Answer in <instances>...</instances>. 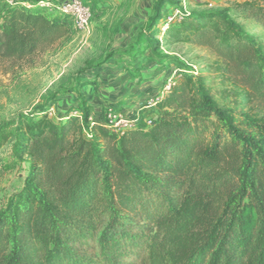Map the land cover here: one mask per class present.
Segmentation results:
<instances>
[{"label": "trees", "instance_id": "1", "mask_svg": "<svg viewBox=\"0 0 264 264\" xmlns=\"http://www.w3.org/2000/svg\"><path fill=\"white\" fill-rule=\"evenodd\" d=\"M244 12L264 29V0ZM164 22V41L214 55L222 103L175 63L152 115L122 132L84 102L58 122L48 107L0 121V154L15 142L30 161L0 211V264H264V44L229 10ZM76 34L64 12L0 1V60Z\"/></svg>", "mask_w": 264, "mask_h": 264}, {"label": "rangeland", "instance_id": "2", "mask_svg": "<svg viewBox=\"0 0 264 264\" xmlns=\"http://www.w3.org/2000/svg\"><path fill=\"white\" fill-rule=\"evenodd\" d=\"M0 1L25 6L50 2L57 13L70 0ZM78 1L88 10L89 20L80 28L72 18L77 34L71 40L20 62L0 60V121H13L20 114L48 107L58 122L84 102L91 107V120L112 109L129 122L140 123L150 116L147 106L161 93L163 84L169 85L176 76L175 63L207 77L221 104L218 92L229 86L214 69V55L195 45L164 41L155 35L159 20L175 24L183 14L229 10L256 42L264 44V29L244 12L246 4L262 0ZM136 112L141 114L136 116ZM0 171L4 174L1 211L22 190L30 173V161L18 154L15 142L0 154Z\"/></svg>", "mask_w": 264, "mask_h": 264}, {"label": "built area", "instance_id": "3", "mask_svg": "<svg viewBox=\"0 0 264 264\" xmlns=\"http://www.w3.org/2000/svg\"><path fill=\"white\" fill-rule=\"evenodd\" d=\"M40 7H43L50 12L55 11V6L52 5L50 2H45L42 1L39 3ZM60 11L64 12L68 15H70L72 18H75V24L80 27L84 28L88 24L89 20V12L86 10L82 4L78 0H70L65 2L64 4H61L60 6ZM181 20V19H180ZM179 20V21H180ZM171 25V22L167 21L165 24L162 26V30H165V28L169 27ZM157 101V98H154L150 104L155 105ZM148 125L151 124V121L147 122ZM106 124L109 128L117 131V132H122L123 130L131 127L137 126L139 123L137 121H131L129 122L124 118V116L115 110H108L106 112Z\"/></svg>", "mask_w": 264, "mask_h": 264}, {"label": "crops", "instance_id": "4", "mask_svg": "<svg viewBox=\"0 0 264 264\" xmlns=\"http://www.w3.org/2000/svg\"><path fill=\"white\" fill-rule=\"evenodd\" d=\"M161 95V93L157 96V97H159ZM154 106L155 105H151V104H149L148 106H147V108H150L151 110H150V115H152V113H153V109H154ZM139 114H141V112H136V116H138ZM150 117V116H149ZM148 117V118H149ZM95 119H97V118H95ZM146 119V118H145ZM94 120V119H93ZM144 121H146V120H144Z\"/></svg>", "mask_w": 264, "mask_h": 264}]
</instances>
